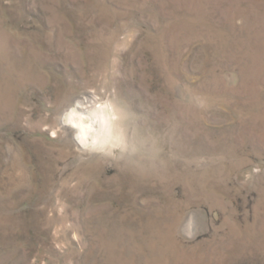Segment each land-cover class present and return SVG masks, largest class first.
<instances>
[{
  "label": "rangeland",
  "instance_id": "rangeland-1",
  "mask_svg": "<svg viewBox=\"0 0 264 264\" xmlns=\"http://www.w3.org/2000/svg\"><path fill=\"white\" fill-rule=\"evenodd\" d=\"M0 264H264V0H0Z\"/></svg>",
  "mask_w": 264,
  "mask_h": 264
},
{
  "label": "clouds",
  "instance_id": "clouds-1",
  "mask_svg": "<svg viewBox=\"0 0 264 264\" xmlns=\"http://www.w3.org/2000/svg\"><path fill=\"white\" fill-rule=\"evenodd\" d=\"M124 38L130 39L131 36H130V34H126L125 37H122V39H124ZM105 106H107L109 109H112L111 105H107V104L101 105L98 103L96 104V108H101V107H105ZM76 107H78V105L74 106L69 111L75 112ZM61 119L64 123H67L66 120H63V118H61ZM72 127L79 128L80 126L79 125H72ZM73 139L76 141L77 146L81 150L83 149L84 151H87L89 153L98 152L101 155L111 156L112 158H116L115 156H112L110 153H105V144H107L106 142L101 143L95 139H93L91 141V143L86 142L85 137L79 132L74 134ZM145 143L148 144L150 147L146 152H143V154L149 158V162H155V159L158 155V149L155 147V139L149 135L147 138H145L141 141V146H143V144H145ZM111 147H116V144H111ZM142 151H143V148H142ZM192 217H194V213L191 214L189 223H192Z\"/></svg>",
  "mask_w": 264,
  "mask_h": 264
},
{
  "label": "bare ground",
  "instance_id": "bare-ground-1",
  "mask_svg": "<svg viewBox=\"0 0 264 264\" xmlns=\"http://www.w3.org/2000/svg\"><path fill=\"white\" fill-rule=\"evenodd\" d=\"M80 105L82 106H78L75 109V112H71L70 121L72 122L73 125H79L80 127L77 128V130L79 131V133L85 136V134L90 133V131L91 132L93 130L95 131L100 121H97L95 119L93 112H91V110L88 107H84L83 104H80ZM80 111L82 112L81 114H79ZM87 116H88V119L90 118V116H92L94 120H92V118L91 120H87Z\"/></svg>",
  "mask_w": 264,
  "mask_h": 264
}]
</instances>
